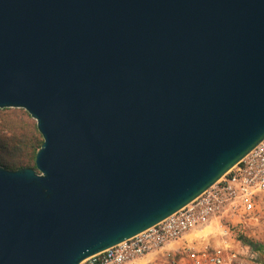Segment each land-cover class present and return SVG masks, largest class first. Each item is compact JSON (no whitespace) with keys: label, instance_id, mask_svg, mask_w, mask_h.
I'll return each mask as SVG.
<instances>
[{"label":"water","instance_id":"95a60500","mask_svg":"<svg viewBox=\"0 0 264 264\" xmlns=\"http://www.w3.org/2000/svg\"><path fill=\"white\" fill-rule=\"evenodd\" d=\"M0 264H80L174 214L264 140V0H0Z\"/></svg>","mask_w":264,"mask_h":264},{"label":"built area","instance_id":"2783aa9c","mask_svg":"<svg viewBox=\"0 0 264 264\" xmlns=\"http://www.w3.org/2000/svg\"><path fill=\"white\" fill-rule=\"evenodd\" d=\"M264 196V140L189 204L151 228L90 256L80 264H127L158 253L222 216L252 212ZM188 253L192 252L188 249ZM193 253V252H192ZM193 264H223L220 253Z\"/></svg>","mask_w":264,"mask_h":264},{"label":"rangeland","instance_id":"374dc122","mask_svg":"<svg viewBox=\"0 0 264 264\" xmlns=\"http://www.w3.org/2000/svg\"><path fill=\"white\" fill-rule=\"evenodd\" d=\"M35 121L23 109L0 111V152L7 140L20 145L22 152L15 155L22 157L27 165H32L30 147L33 138H42L34 131ZM239 236L264 246V196L250 213L222 216L188 233L170 248L158 253H151L127 264H193L194 258L220 253L223 264H264V251L254 252ZM188 249L191 251L188 253Z\"/></svg>","mask_w":264,"mask_h":264},{"label":"trees","instance_id":"16d2710c","mask_svg":"<svg viewBox=\"0 0 264 264\" xmlns=\"http://www.w3.org/2000/svg\"><path fill=\"white\" fill-rule=\"evenodd\" d=\"M7 109H2L0 111H5ZM27 113V112H26ZM28 115V113H27ZM29 116V115H28ZM34 131L35 133L38 135V131L36 129V125L34 126ZM34 141H32L30 147L33 148L32 151V165H27L26 161L19 156H16L15 153L16 151L22 152V149L20 147V145H18V143L15 142H9L8 140L6 142L3 143V145L1 146L2 149H5V151L0 152V166L4 167L5 169L8 170H17L20 168H34V157H35V153L37 151L38 148H40L42 140L38 141L35 138H33ZM240 241H242L246 246H248L252 251L254 252H263L264 251V246L261 245L260 243H254L252 241H249L247 239H245V237L243 236H239L238 237Z\"/></svg>","mask_w":264,"mask_h":264}]
</instances>
